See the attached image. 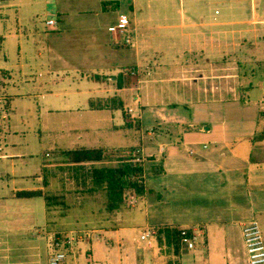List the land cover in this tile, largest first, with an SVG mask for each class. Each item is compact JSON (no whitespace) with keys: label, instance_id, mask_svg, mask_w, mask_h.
I'll list each match as a JSON object with an SVG mask.
<instances>
[{"label":"crops","instance_id":"0c3cea01","mask_svg":"<svg viewBox=\"0 0 264 264\" xmlns=\"http://www.w3.org/2000/svg\"><path fill=\"white\" fill-rule=\"evenodd\" d=\"M30 1L0 0V62L7 60L3 53L7 37L18 38L22 32L19 10L37 0ZM154 1L73 0L75 6L65 9L60 5L61 0H45L46 16L55 15L58 21V30L50 33L61 34L44 47L36 42L39 50L35 56L42 59L51 73L40 72V79L30 85L31 91L24 97L38 101L41 115L35 126L40 132L45 127L43 110L46 114L57 112L67 119L68 125L63 121L51 122L55 127L52 152H58L54 160L41 165L25 160L27 123L13 119L17 114L16 97L10 93L14 72L0 65V111L8 112L5 115L0 112V163L6 166L0 179L7 181L5 193L0 194V264H37L41 259L44 246L41 242V248L36 246L39 239L36 242L35 234L31 233L27 215L15 219L11 209L39 203L43 216L39 215L38 221H44L42 226L47 225L50 214L44 197L19 199L15 193L50 187L67 195V199L74 194L83 199L67 202L69 208L86 206L105 194L104 208L91 210L88 215L90 223L99 224L95 229L100 240L110 237V242L119 234L122 244L131 230H141L142 236L146 229L161 225L197 226L202 235L194 249L183 252L180 264H250L243 227L253 218H264V79L259 86H252L256 78L253 71L264 68V41H261L264 12L256 0H225L230 10L228 16L244 9L248 1L250 10L246 19L234 21L213 16L205 20L204 12L209 9L206 4L202 9L198 7L201 0H197L193 8L181 10L182 20L176 34L172 25L162 27L154 23L151 17ZM103 2L115 4L110 11H104ZM53 4L57 8L49 10ZM165 11L159 9L157 14ZM190 13L197 14L195 21L187 17ZM121 15H128L137 30L133 46L125 45L109 30L118 24ZM237 26L243 28L242 34L244 30L255 32L257 40L249 45L243 38L235 42ZM189 31H194L193 35ZM201 38L209 39L210 50H202L200 44L180 48L178 43L191 39L201 43ZM220 39L227 43L221 46ZM231 39L234 44L230 43ZM166 40L174 41L172 46H175L170 66L159 58H166ZM232 46L240 49L239 55ZM243 50L250 57L243 59ZM200 51L201 60L188 56ZM124 56L132 57L134 63L119 65L125 69L116 71V59L120 62ZM233 60L240 65L238 73L231 70ZM236 76L249 79V86L240 88L243 96L239 97L235 94L239 87L233 83ZM71 79L77 82L72 84ZM174 86H181L180 93L175 92ZM196 95L201 98L196 99ZM159 97L160 100L155 99ZM128 127L138 129L139 144L119 143V132ZM133 147L139 148L146 162L145 185L162 195V199L149 192L143 197L136 193L139 204L129 208L141 210L146 222L140 227H119L118 223L125 222L126 208L108 212L106 193L92 179L94 169L116 167L119 161L71 163L64 152ZM48 153L47 158L53 157L52 154L48 157ZM155 166L164 173L153 174ZM45 172L51 174V180L44 177ZM25 177L30 184L25 182ZM137 242L145 246L147 241L137 237ZM85 243L89 244L88 255L94 258L97 251L92 247L102 245L93 244V239ZM151 244L153 247V238ZM142 249L140 256L146 253V248ZM104 250L112 253L111 247ZM53 251L48 244L49 258ZM151 251L152 261L144 264H166L159 257L154 258ZM99 262L109 264L105 260Z\"/></svg>","mask_w":264,"mask_h":264},{"label":"rangeland","instance_id":"374dc122","mask_svg":"<svg viewBox=\"0 0 264 264\" xmlns=\"http://www.w3.org/2000/svg\"><path fill=\"white\" fill-rule=\"evenodd\" d=\"M23 2H32L30 0H22ZM67 0H61L60 5L65 9H70L72 6H75V3L73 0L67 1ZM225 0H201L200 7L201 9L204 8V5H207V8L209 9L207 12H204V19L211 20L214 17H218L219 19H228V20H245L246 14H249L248 11L250 10V0L249 2L246 1V6L242 10H235L232 12L231 16H228V12L230 10L224 3ZM78 3V2H77ZM257 6L260 9V11L264 12V0H256ZM197 4V0H155L152 4V12L153 14L151 17L155 20L154 23L158 22L159 25L167 26H173V31H176L177 34L179 31V26L181 24V10L190 8H193L194 5ZM47 5L45 0H37L36 2L32 3V6H25L22 7L18 12V19L21 20V27L22 32H20V36L18 38L13 37H7V43L4 44V54L7 55V60L0 62V65L6 69H10L14 72V85L10 88V93L15 96V100L17 102V114L15 115V121L21 122L23 120L26 121L27 126L25 127L26 132V138L24 142V153L27 155L26 161H30L33 163H36L38 165H41L42 162L46 163L47 161L54 160L56 157H58V152L53 151V137H54V130L55 127L51 125V122L54 120L55 122H65L67 124V119L64 115H58L57 112L53 113H45V110H43L42 113V119L45 123V127L43 128L42 132L38 130V128L35 126V122L39 119L41 113L38 106V101L36 98L27 97L25 98L24 95H27L28 92L31 91V86L34 84V82H38L39 80V74L40 72H44L45 74H50L51 71L49 70L48 66L41 62L42 59L39 57H36L37 49L39 50V47L36 45V42L40 44L41 47L46 46L47 42H52L56 37H58L61 32L59 33H50L51 31L47 30L45 28L46 20L48 18L47 15ZM59 7V6H58ZM56 5L49 6V10L56 9ZM141 9V8H140ZM143 9H145V6H143ZM159 9H165L166 11L164 14H157ZM53 13V12H51ZM228 14V15H227ZM197 14L190 13L187 15V17H191L194 21L197 18ZM59 17V16H58ZM9 24H13L12 22H9ZM37 29V31H36ZM235 34L237 39L234 41H239V38H243L245 43L249 45L251 41L257 40L256 36L257 34L255 32H250L248 30H244L243 34L241 33V30L243 28L237 26L235 27ZM57 31V30H56ZM53 32V31H52ZM190 32V31H189ZM191 35H193L194 31L190 32ZM259 33V32H258ZM67 35V34H65ZM178 40V38H176ZM201 43H194L193 40H187L184 44L180 41L178 42L180 45V48H182L184 45H187V49L190 48V46H199L200 48L210 50L209 47V39L208 38H201ZM234 41L232 39L230 40L231 44H234ZM264 41V40H261ZM172 42L174 41L166 40L164 42V45L166 46V58L159 57L162 60L168 61L167 65L170 66L171 63V57L174 56L173 51L175 46H172ZM227 42L224 40L219 41V44L221 46H224ZM169 45V47L167 46ZM205 45V48H204ZM246 46V45H245ZM235 53L239 55L240 49L239 48H233ZM247 47V46H246ZM179 49V46H178ZM125 52L132 53L128 50V48H122ZM181 50V49H180ZM244 51V50H243ZM188 56L192 58L193 60H201L202 59V51L197 53L196 55H191L188 53ZM156 58V56H154ZM246 57H250V54L247 52H243V59ZM124 59V60H123ZM122 61H118L116 59L115 67L116 71L123 72L125 68H119V65H132L134 63V60L132 57L124 56ZM241 60V59H237ZM260 66L262 64L258 63ZM163 65V63H162ZM234 68L231 69L232 71H236V73L239 72L240 65L233 60ZM264 65V64H263ZM260 69L258 71H253L256 75L255 80H252V86H259L260 81L264 79V68ZM204 71H208L207 68H205ZM74 74V72H70ZM245 76H241L239 78L236 76L235 82H233L236 87L238 86L236 90V95L239 97L240 95L243 96V93L240 88L243 86H249V79H244ZM124 79V78H123ZM73 83H76L77 81H74L73 79L70 80ZM130 83L132 80H129ZM69 82V83H71ZM31 85V86H30ZM131 85V84H130ZM181 86H174L175 92L180 93L178 90ZM257 93L259 90L256 91ZM180 95V94H179ZM259 95V93L257 94ZM196 99L201 98V96L196 95ZM157 100H160L159 98H155ZM162 99V98H161ZM154 100V99H153ZM119 114L122 117L121 110H119ZM46 122H48L46 126ZM68 125V124H67ZM119 143L124 144L125 146H133L140 143V133L136 127H128L125 129V131H122V133L119 132ZM51 151V152H50ZM48 153V157L53 155L51 158L46 157V153ZM6 166L0 163V174L1 177L5 175ZM29 172L30 171L29 169ZM46 173V172H45ZM41 175V174H40ZM47 178V180H51V174L47 172L44 174ZM0 177V178H1ZM5 181L0 179V194L5 193L4 188H6L5 183L6 178H4ZM25 182L30 184V180L28 177H25ZM8 183L11 185L10 180ZM46 192L50 193L51 195L58 197L59 204L53 205L52 208H48V214H50V217L47 220V225L42 226L44 221H38V217L43 216L42 212L40 211L41 207H39V203H36L34 205L21 207L17 209H11L13 218H18L19 215L26 214L27 215V222L29 224V229L31 230V233L35 234L36 242L38 241L37 247L41 248L43 243V252L41 259L38 260V263L40 264H49V255L47 254V245L50 244L52 247L53 237L55 234L64 233L73 235L77 231H88L87 239H80L77 237V240L75 244L73 245V250L71 252L67 253L66 260L63 264H101L99 261H108L109 264H137L145 262H151L152 261V244H149L146 242L143 246L140 243L137 242V237H141V230L130 231V235L122 242V244L119 243V234H115L111 239L112 241L109 242L108 239L106 240H100V233L99 231H96L95 228L99 227L98 223H90V220L88 215L91 210H99V208L103 207V201L106 199L105 194L102 193V195H98L95 202H91L86 206L81 207H70L66 208L63 204H61V201L64 199V201L68 203L72 202H79L80 200H83L82 198H78L79 195H73L67 199L65 195H62L59 192H55L53 188H49L45 190ZM132 191V190H131ZM129 193V190L126 191V194ZM42 202V201H38ZM84 204V201H82ZM130 205L127 204L125 207V222L118 223L120 225L119 227H140L143 224H145V214L140 213L141 210L137 209H130ZM133 208V207H132ZM1 209V208H0ZM3 210V209H2ZM144 210V207H143ZM15 212V213H13ZM103 213L106 214V211L103 210ZM259 222L262 227V232L264 235V218L259 217ZM109 235V234H108ZM111 236V235H109ZM94 240L93 244H101L102 246H95L92 247L95 252L94 258H91L88 255V245L85 242H88V240ZM111 243V244H110ZM155 245V244H154ZM34 246V245H33ZM111 247L112 253L108 254L105 252V248ZM142 247H145L146 252L145 255L142 254L141 256L139 254V250L142 249ZM152 247V249H151ZM53 248V247H52ZM144 248L142 249V251ZM186 249L183 250V252ZM77 252V253H75ZM103 258V260H102ZM95 259V261H94ZM99 259V261H98ZM166 260V259H165ZM26 262H31V259H26ZM168 261V259H167ZM161 262H163L161 260ZM37 263V264H38Z\"/></svg>","mask_w":264,"mask_h":264},{"label":"trees","instance_id":"16d2710c","mask_svg":"<svg viewBox=\"0 0 264 264\" xmlns=\"http://www.w3.org/2000/svg\"><path fill=\"white\" fill-rule=\"evenodd\" d=\"M113 2H103L104 11H110ZM116 9V8H115ZM3 75L5 72H1ZM64 155L68 162L84 163L107 160H118L119 165L110 168H97L92 172V179L95 185L102 188L106 193V210L110 213L121 211L126 207V191H135L140 197L149 192L162 199V195L154 190H149L145 185L146 162L143 160L139 148L109 150V149H79L66 151ZM153 174H163L160 167H152ZM46 187V185H45ZM19 199H33L44 197L47 207L58 205V197L51 195L43 189L21 190L15 193ZM66 208L69 206L64 199L61 201ZM155 244V245H154ZM188 248L186 237L182 235V227L179 225H161L156 228V235L153 237L154 258L159 257L166 264H180L183 250ZM69 250L68 252H71ZM166 259V260H165ZM168 259V261H167ZM155 260V259H154Z\"/></svg>","mask_w":264,"mask_h":264},{"label":"built area","instance_id":"2783aa9c","mask_svg":"<svg viewBox=\"0 0 264 264\" xmlns=\"http://www.w3.org/2000/svg\"><path fill=\"white\" fill-rule=\"evenodd\" d=\"M46 26L50 31L58 30L57 17L54 15L48 18L46 20ZM109 30L115 33V36H118L120 41L122 40L125 45H134L137 38V30L132 26L128 15H121L118 24L111 26ZM0 112L4 115L8 113L7 110ZM125 203L126 205H130V207H137L139 200L136 192H129L126 194ZM201 231V228L197 226L182 228V235L186 237V243L189 249L195 248L196 243L202 235ZM155 235L156 229L148 228L143 232L141 239L151 244V239ZM87 236L88 231L85 230L77 231L73 235L64 233L55 234L52 242L54 251L49 258V264H63L66 260L68 251L73 250V245L77 237L80 239H87ZM243 237L250 264H264V235L261 224L257 218H253L244 224Z\"/></svg>","mask_w":264,"mask_h":264}]
</instances>
